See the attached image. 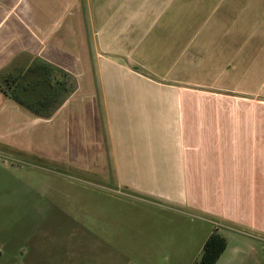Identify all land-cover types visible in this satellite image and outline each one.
<instances>
[{"label":"crops","instance_id":"obj_1","mask_svg":"<svg viewBox=\"0 0 264 264\" xmlns=\"http://www.w3.org/2000/svg\"><path fill=\"white\" fill-rule=\"evenodd\" d=\"M0 86L10 174L111 183L185 264L216 231L217 264H264V0H0Z\"/></svg>","mask_w":264,"mask_h":264},{"label":"rangeland","instance_id":"obj_2","mask_svg":"<svg viewBox=\"0 0 264 264\" xmlns=\"http://www.w3.org/2000/svg\"><path fill=\"white\" fill-rule=\"evenodd\" d=\"M2 161L0 264H185L195 256L160 241L155 224L170 215L125 201L107 181L68 171L57 193L43 175L26 168L13 176ZM160 245L167 252H154Z\"/></svg>","mask_w":264,"mask_h":264},{"label":"trees","instance_id":"obj_3","mask_svg":"<svg viewBox=\"0 0 264 264\" xmlns=\"http://www.w3.org/2000/svg\"><path fill=\"white\" fill-rule=\"evenodd\" d=\"M17 81H18L17 78L13 80L9 79L6 82V84L7 86L11 85L10 87H8L9 89H11L12 85H15ZM0 88L2 87L0 86ZM14 97L17 100V97L16 96ZM226 248H227L226 238L220 235L217 231L214 232L207 240L203 252L201 254L200 260L195 264H217L220 257L225 252Z\"/></svg>","mask_w":264,"mask_h":264}]
</instances>
